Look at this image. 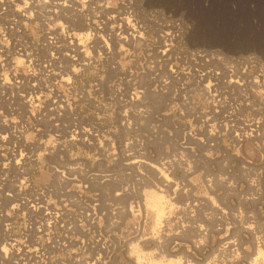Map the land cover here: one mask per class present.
Segmentation results:
<instances>
[{"label":"rangeland","instance_id":"1","mask_svg":"<svg viewBox=\"0 0 264 264\" xmlns=\"http://www.w3.org/2000/svg\"><path fill=\"white\" fill-rule=\"evenodd\" d=\"M8 1L9 3L0 5V78L20 81L19 88L14 87L11 90L4 85L1 89L3 96L10 102L11 126L18 127L23 123L29 148L27 154L32 152L37 155L45 151L44 145L39 144L41 138L45 139L51 130L63 125L69 127L67 131L73 133L75 142L73 148L66 153L65 159L72 165L71 173L75 179L62 182V190L53 191L48 199V207L55 206L57 216L49 218L38 205L40 192L43 191L47 198L45 187L55 184L56 179L51 170L40 164L37 167L27 165L24 168L12 165L11 178L7 184L11 197L6 201L8 210L5 217L10 231L3 239L0 229V247H7L6 256L0 254V264H137L134 249L144 254L145 258L139 257L144 262L148 261L145 259L149 256L161 261L157 262L160 264H173L175 261L182 264H234L237 261L236 264H250L252 257L256 256V249L262 247L261 250H264V137H256L260 138L259 142L258 139L244 141L239 147L234 145L230 137L224 135L219 137L218 145L212 151L206 146L197 145L193 140H187L186 145L190 148L186 150L190 152L185 150V158L188 159L190 172L175 171L176 177L182 183H178L181 189L171 199L172 194L168 195L167 191L160 193L155 189L158 178L147 166L140 168L147 174V178L141 177L135 168L124 166L122 163L126 160H122L121 150L125 139L139 136L138 132L148 140L143 148L139 145L128 146L129 152L133 151L137 157L157 165L159 157L171 155L174 151L179 153L175 150L180 149L175 144L179 135H148L146 130L153 122L155 109L152 116L131 118L132 122L136 120L137 126L133 125L132 130L125 133L122 131L121 114L125 109H133L128 100L135 85L140 84L139 88L143 90V83L148 82L147 78L139 76L132 80L129 72L137 73L141 67L145 68L147 59L153 57L149 48L150 42L159 33L156 21L179 19L184 24V34L181 42L176 44L177 49L210 48L219 49L226 54L249 52L264 60V0H45L41 3H32V0ZM58 2H64L65 6L62 9L56 7L55 3ZM29 3L30 6L26 8L25 5ZM23 15L27 16L26 19H77L68 25L78 31L86 30L87 25L82 19H103L107 28L113 26L116 20L117 25H123V35L126 36L127 33H132V28L127 26L125 19H136L144 31L139 29L142 32L139 44L134 45L128 40L116 45L114 55L109 58V67L95 53V61L91 66L75 74L61 54L66 51L67 45L61 44L52 58L49 55L50 50L40 46L43 37L40 23H23L18 20L25 19ZM118 19H123V22ZM50 26L53 29L58 24L51 23ZM135 34L139 35V32ZM58 43L63 42L60 39ZM18 51L29 53L31 61L23 59ZM44 60L54 71L61 70L59 75L42 73L38 64L44 63ZM115 60L119 64L117 69H112L110 66ZM61 64L63 67L59 68ZM67 75H71V83L70 88L65 91L66 85L61 82V76L66 78ZM118 75L122 76V82L121 91L116 98L111 82ZM50 88L58 89L61 94L65 91V96L71 101L69 111L72 115L59 118L54 115L50 109L54 94L49 91ZM21 95L26 98L31 95L34 99L26 105L27 110L20 100ZM144 95L149 102L157 101L146 92ZM104 102L107 104L106 109L102 107ZM174 113L172 110L171 114ZM113 135L117 137L116 147L102 151L99 147L100 138H113ZM89 138L90 145H87L85 143ZM112 151H115V155ZM102 152L105 156L100 155ZM101 157L106 161H101ZM124 168L130 171V175H123ZM101 173L112 176L101 180L102 177L95 175ZM21 177H28L29 182L20 185ZM112 177H116L117 181ZM257 181L260 185L256 184ZM126 185L133 186V191L115 198V192ZM173 187L172 184L169 192ZM182 189H185L183 194ZM149 190L161 194L165 201L170 200L179 207L174 214H170L169 222L162 221L164 215L158 225L162 230L159 228L161 231L158 230L154 239L150 238L154 223L153 209L147 205L142 206L140 218L128 211L129 204L146 203ZM27 200L33 202H26L24 206L23 202ZM94 202L98 203V208L91 223L94 215L88 209ZM29 204L35 206L29 207ZM131 226H138L137 230L131 231ZM166 232L167 235H164ZM176 235H180L179 238ZM227 236L232 237V240ZM199 241L203 243L200 244Z\"/></svg>","mask_w":264,"mask_h":264},{"label":"bare ground","instance_id":"2","mask_svg":"<svg viewBox=\"0 0 264 264\" xmlns=\"http://www.w3.org/2000/svg\"><path fill=\"white\" fill-rule=\"evenodd\" d=\"M41 1H45V0H32V3L33 2L41 3ZM4 2L9 3L8 0H0V5H3ZM30 4L31 3L26 4L25 7L27 8L28 5L30 6ZM55 6L62 9L65 6V4L64 2L63 3L58 2L55 3ZM23 17H25V19H18V20L22 21L23 23L24 22L29 23L31 21L40 23L41 25L40 32L42 33L43 36L42 43L40 46L42 48L50 50L49 55L52 58L55 52H57V50L61 46V44L65 43L67 45L66 51L61 54L63 56V59L69 62L71 71L75 74L78 71H83L84 69L91 66V64L95 61L94 58L96 57L95 53H97L98 56H101V59H104L105 61V65L109 67L108 66L109 58L112 57V55H114L116 45L119 44V42L122 41L126 42L128 40L132 41L134 45L139 44L140 39H142L141 34L144 31L141 24H138L135 21L136 19H125L127 26L129 25L132 28V33L131 32L127 33L128 35L126 36L123 35V33H125L122 30L123 25L122 26L120 24L117 25L116 20H114L115 23L113 26L107 28L106 22L103 19H82L87 25V27L86 30L80 29L81 31H78L73 29L72 27H69L68 25L69 23H73L77 19H26L27 16L25 15H23ZM12 20L13 19H11V21ZM107 20L112 22L111 19H107ZM118 20L120 22H123V19H118ZM8 22L10 21L8 20ZM129 22H131L132 25ZM167 22L168 24H166ZM51 23H57L58 26L52 29L50 26ZM89 23H91L92 25L90 26ZM155 23L158 24L159 33L157 34V37L150 42L151 47L149 48V51H151L153 57L150 58L149 60L147 59V64L145 65V68L141 67V70L137 71V73H134L133 71L129 72V76L131 77L132 80L139 76V77L147 78L148 82H144L143 80L144 82L143 84L145 85V88L143 90L139 88L141 86L140 84L135 85L134 91L131 93L128 100V102L133 106V109H125L123 111V113L121 114V119L123 120L121 126L123 127L122 131H124L125 133H129L132 130L131 128L133 127V125L137 126L136 120H133L132 122L131 118L135 119L136 117H145L146 115L152 116V113L154 112L155 109L153 122L150 123L149 127H147L146 132H148V135L151 136H157L158 133L168 135L169 137H172L173 135H179V138L175 140V144L178 145L180 148L179 150L177 149L175 150L178 151L179 153H175L174 151V153L171 155L159 157V159L156 161L157 165L153 164L150 161H145L144 159L137 157L133 151L129 152L128 146L139 145L140 148H143L142 146L143 145L145 146V142L148 140L144 135H141L137 132L139 136L134 138L127 137L125 139L123 149L121 150V155H122V160H126L123 161L122 164L124 166L135 168L137 170V173L141 177L147 178V174L140 170V168H142L143 166H147L149 170L154 172L158 178L157 179L158 185L155 184L154 186L155 189H157L160 193L161 192L164 193L165 191H167L168 195L172 194L171 199H174V197H176L175 194L177 193V191L181 189L178 187V183L180 184L182 183V181L178 179V177H176L175 171L180 170L183 173L190 172L188 168V163H189L188 159L185 158V154L187 152H190L189 150H186L190 148L186 145L187 140L188 141L193 140L194 143H196L197 145L206 146L209 149V151H212L216 149L218 145L219 137L224 135L230 137L234 145H239L242 142L245 143L244 141L250 142L253 139H258L256 138L258 136L264 137V60L261 59L262 57L260 58L259 56H257V54L255 55V53L253 54L249 52L246 54H241V53L226 54L225 52L223 53L219 49H210V48L199 49L198 47V49L196 50L189 48H188L189 50L182 48L177 49L176 44L178 41H180L182 34H184L183 33V28L185 27L184 24H181V21L179 19H168V20L164 19L163 21L159 20L156 21ZM169 28L171 30H165V31L163 30ZM139 29H141L142 32ZM135 32H139V35L135 34ZM60 39L62 40L63 43H58L60 42ZM182 40L184 39L182 38ZM18 53L24 57L23 59H28L29 61H31V59H29L30 57L29 53L20 52V51H18ZM43 62L44 63L38 64L42 73H44L45 75H59L61 70L56 72L52 68H49L50 64L48 65L47 63H45V60ZM118 64H119L118 61L115 60L112 62V65L110 67L112 69H117ZM58 67L62 68L63 66L61 64ZM61 79H63L61 82H63L66 85L65 91L68 90L70 88L69 85L71 83V75H67L66 78L61 76ZM0 80H1L0 83V221H1L0 229L2 230V235H3L2 237L4 239L9 235L8 232L10 231L9 223L7 222L5 217L7 216V210H8V206H6V204L8 203L6 201L8 200V198L11 197V194L7 188V184L9 183L11 178L12 165H15L17 168L20 167L24 168L27 165L28 166L32 165L37 167L40 164L43 166L46 165V167L51 170V172L53 173L56 179L55 184L49 188L45 187L44 191L48 196L47 198H45L46 195L44 194L43 191L40 192L38 207L40 208L41 211L47 214L49 218H52L53 216L56 217L57 212L55 211V209L57 210V208H55V206L49 208L48 199L53 193V191H58V189L62 190V188L60 187L62 182L75 179V177L72 176L71 173L72 165H69L65 159L66 153L71 148H73L75 142V136L73 135V133H69L67 131L69 127L63 125V127H59L55 130H51L50 133L47 134V137L45 139L41 138L39 140V144L44 145L45 151L43 153L37 155L30 152L29 154H27V150L29 148L27 147V139L25 137L26 130L24 128V125L23 123H21L20 126L18 127L11 126L10 102L8 101V98H5L3 96V91H1L4 85L8 86L11 90L14 87L19 88L20 81L17 79H14V81H9L7 80L6 77H1ZM114 80H115L113 81L114 83L111 82V86L113 87V90L115 91L117 98V94L120 93L121 91L120 85L122 82V76L118 75L117 78ZM49 91L54 94V99L52 100V107L50 108L53 111L54 115L57 118L63 115H67V116L72 115V113L69 111L71 109L70 106L71 101L69 98L65 96V91H62V94L56 88L55 89L50 88ZM145 92L150 97L155 98L157 101L156 102L147 101L146 100L147 98L144 95ZM20 100L22 103H24V109L27 110L26 105L32 103L34 99L32 98L31 95L28 98H26L25 95H21ZM102 107L104 109L107 108L106 102H104ZM172 110L175 111L173 115L171 114ZM134 130L138 131V128L136 127ZM12 136L14 137L13 141H12ZM100 141L101 142H99V147L102 149V151L106 150V148L109 147L114 149L117 145V137L114 135L113 138L111 137L105 138L103 136L102 138H100ZM85 144L90 145V138L86 140ZM103 145H105V147H103ZM185 150L187 152H185ZM259 150L260 149L258 148V151ZM112 153L115 155V151H112ZM100 155L105 156L103 152ZM100 159L101 161H106V159H103L102 157ZM114 159H116V157H114ZM246 170L248 171V169ZM95 175L102 177L101 180H106L107 176L110 178L112 176V174L110 175L106 173L95 174ZM123 175L125 176L130 175V171L124 168ZM210 175L208 174V176ZM112 178L114 181H117L116 177L115 178L112 177ZM135 179L139 180L137 178ZM209 179L212 180L211 177ZM28 182H29L28 177H21V179L19 180L20 185L21 184L26 185V183ZM172 184L174 185V187L172 188V191L169 192V189ZM256 184H259V182ZM259 188L261 187L259 186ZM133 189H134L133 186L130 187L129 185H126L122 187L119 191H116L114 196L115 198L121 197L125 194H128L130 190L133 191ZM183 191H185V189L184 190L182 189L181 194H183ZM94 196H98V195L94 194ZM26 202L32 203L33 200L24 201L23 202L24 206H26ZM145 205L151 207V209H153L152 211H154L152 212L154 213V221H153L154 223L152 227V233L150 236L151 239H154L158 235V230L159 231L162 230L160 227L159 228L161 230L158 228V225L161 222L164 215L165 217L163 218L162 221L164 220L168 221L170 214L171 215L172 213L174 214V212L177 211L179 207L174 205L173 202H170V200L165 201L161 194L149 190L148 194H146V203L137 202L135 204H129L128 211L130 214L140 218L141 211L143 210V209L141 210V208L142 206L144 207ZM34 206H35L34 204L32 205L29 204V207H34ZM97 208H98V203L96 202L92 203V205H89L88 211L90 214L94 215L91 220V223H93V219H95L96 217ZM34 210H36V208H34ZM240 214L238 215L242 216ZM137 227L138 226L136 227L131 226L130 230L135 232V230H137ZM167 227L168 226L166 225V228ZM197 227L195 228L197 229ZM243 227H245V225ZM167 229H169V227ZM220 229H218V231ZM182 230H184V228ZM208 230L209 229L207 228V232ZM203 231L202 233L205 232ZM168 232H166L164 235H167ZM179 236L177 237L179 238ZM207 236L208 235H206V237ZM171 237L173 238V235ZM171 237L170 239H172ZM228 238L229 239L231 238L232 240V237H228ZM229 239L227 240L228 242ZM205 242H207V239ZM202 243L200 242V244ZM220 243L223 244V242ZM226 244L228 245V243ZM229 244L231 243L229 242ZM219 246H221V244ZM257 246H259V244ZM258 249H256L257 250L256 256L252 257L253 259L250 262V264H264V250H261L262 247L261 249L259 250ZM133 251L136 254L137 264H160L157 262H161L152 259V257L149 258V256L148 258L145 259L148 261L144 262L142 261V259H139L140 256L144 257V254H141L138 249H134ZM0 254L6 256L7 247L5 245H2V247H0ZM18 254H21V252H18ZM222 262L224 263V261ZM236 263H238V261ZM162 264H172V262L170 263L167 262ZM173 264H182V263L175 261Z\"/></svg>","mask_w":264,"mask_h":264}]
</instances>
